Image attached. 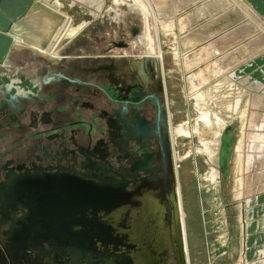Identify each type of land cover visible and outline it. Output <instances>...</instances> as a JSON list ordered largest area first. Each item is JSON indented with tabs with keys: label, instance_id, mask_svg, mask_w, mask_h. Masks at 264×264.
<instances>
[{
	"label": "rangeland",
	"instance_id": "374dc122",
	"mask_svg": "<svg viewBox=\"0 0 264 264\" xmlns=\"http://www.w3.org/2000/svg\"><path fill=\"white\" fill-rule=\"evenodd\" d=\"M147 1L155 17L160 45L157 56L162 62L165 104L172 123L173 158L180 178L189 264H244L240 208L247 197L264 185V181L257 182L246 168L250 153L247 148L255 137L263 141V147L250 155L260 153L264 158V134L257 132L264 125V92L256 94L251 91L252 84L245 86L246 77L239 70L228 73L229 66L221 57L228 54L231 42L244 46L251 43L245 50L248 53L259 50L264 40V24L240 0ZM103 3L97 27L93 24L87 28L91 36L96 33L97 46L112 48L121 54L127 49H118L115 44L123 43L137 53L142 51L144 37L153 33L152 23L147 22L150 12L144 0H103ZM174 3L179 7L175 6L178 11L172 19L159 14H165V8ZM88 5L96 7L94 0H89ZM193 7L196 8L192 10ZM200 7L206 15L219 12L222 16L207 26V19L200 17ZM243 19L245 22L232 36L213 37ZM134 30L138 31L136 35ZM90 44L95 45V40ZM237 57L240 58L239 53ZM46 105L33 103L41 111L47 110ZM25 106L32 107L31 103ZM106 108L109 107L105 100L98 102L97 111ZM87 121L93 122L91 118ZM45 134L32 138L30 135L28 139L23 135L25 143L17 146L16 151H8V160L17 159V164L31 161L34 149L29 148L35 147L31 145L32 140H45L50 132ZM79 139L81 145L89 146L97 134L80 135ZM241 143L244 144L240 150ZM206 144L212 146V158L204 150ZM215 173L217 177L212 179Z\"/></svg>",
	"mask_w": 264,
	"mask_h": 264
},
{
	"label": "crops",
	"instance_id": "0c3cea01",
	"mask_svg": "<svg viewBox=\"0 0 264 264\" xmlns=\"http://www.w3.org/2000/svg\"><path fill=\"white\" fill-rule=\"evenodd\" d=\"M94 1L95 8L88 5L89 0H0L2 160H8V151L22 147L25 143L23 135L28 139L30 135L32 138L37 134L59 131L69 139L74 137V141H69L71 146H80V135L98 134L97 104L105 89L100 72L105 64H110L113 49L97 46L96 33L91 36L87 31L93 24L97 27L103 12V0ZM240 1L257 21L264 24V0ZM218 13L206 15L204 12L202 16L206 17H200L207 19L206 25L210 26L222 16ZM211 20L214 23L210 24ZM242 22L245 20L230 24L224 33L218 32L213 37L225 39L232 36ZM91 40H95V45H89ZM262 41L260 49L253 53L245 51L251 43L244 46L231 42L228 54L221 57L229 66L228 73L239 70L241 76L246 77L243 84H252L251 91L256 94L264 92ZM237 53L240 58H235ZM11 99L14 100L10 106ZM25 103H31L32 107L27 109ZM33 103H46L47 110L43 112ZM5 105H9V109L2 110ZM88 118L93 122L88 123ZM258 128L257 132L263 135L264 128ZM32 141L33 146L39 140ZM253 141L257 147L263 145L257 137ZM245 203L247 207L241 205L240 208L242 261L244 264H264V191L247 197Z\"/></svg>",
	"mask_w": 264,
	"mask_h": 264
},
{
	"label": "water",
	"instance_id": "95a60500",
	"mask_svg": "<svg viewBox=\"0 0 264 264\" xmlns=\"http://www.w3.org/2000/svg\"><path fill=\"white\" fill-rule=\"evenodd\" d=\"M107 171L93 167L50 178L30 173L5 183L0 201L23 214L11 217L6 254L12 263L36 250L71 257V264H189L177 192L167 208L158 190L127 192Z\"/></svg>",
	"mask_w": 264,
	"mask_h": 264
},
{
	"label": "flooded vegetation",
	"instance_id": "af4514ba",
	"mask_svg": "<svg viewBox=\"0 0 264 264\" xmlns=\"http://www.w3.org/2000/svg\"><path fill=\"white\" fill-rule=\"evenodd\" d=\"M144 2L150 12L147 22L152 23L153 33L144 37L142 51L137 53L127 44H115L118 49L127 50L121 54L113 50L110 64L101 68L105 89L99 102L105 100L109 108L97 111L99 129L95 142L89 146H71L69 141H74V137L69 139L63 132H50L45 140L40 139L35 147L29 148L34 149L31 161L17 164V159L4 161L0 158V188L9 180L27 177L30 173L43 178L68 177L90 172L93 167H106L110 176L123 183L127 192L143 187L147 191L158 190L159 197L169 208L180 178L173 158L172 123L165 104L163 67L157 56L160 45L155 17L148 1ZM136 32L134 30L135 35ZM13 213L16 218L23 215L21 209L4 206L0 201V264H13L6 254ZM43 249L47 252L51 246L45 243ZM29 252L24 260L32 264L34 261L37 264H71V257L38 255L36 250ZM24 260L17 259V263L27 264Z\"/></svg>",
	"mask_w": 264,
	"mask_h": 264
},
{
	"label": "bare ground",
	"instance_id": "6f19581e",
	"mask_svg": "<svg viewBox=\"0 0 264 264\" xmlns=\"http://www.w3.org/2000/svg\"><path fill=\"white\" fill-rule=\"evenodd\" d=\"M181 0H177V3H179ZM173 3V2H172ZM177 3H174V4H172V5H170V7L169 8H165V14H163V13H161V12H159V14L161 15V16H165V18H167V19H172L173 17H174V13L176 12V11H178V10H176L175 11V6L177 5ZM177 7H179V5H177L176 6V9H177ZM196 7H193L192 8V10L193 9H195ZM198 8V7H197ZM200 9V16H202L203 14H204V10L203 9H201V8H199ZM252 9V8H251ZM198 10V9H197ZM193 12V11H192ZM219 14V13H218ZM220 15V14H219ZM206 16V15H205ZM205 16H202V17H205ZM170 17V18H169ZM201 17V18H202ZM216 18V17H215ZM211 22H213V20H211L210 21V24H211ZM209 23V22H208ZM214 23V22H213ZM211 25H213V24H211ZM210 25V26H211ZM193 32V31H192ZM219 39V38H218ZM262 43H263V45H264V40L262 41ZM227 60V59H226ZM264 123V122H263ZM262 123V124H263ZM259 127H261V128H264V125H260ZM246 143V142H245ZM249 148H247V149H249L248 151L251 153L252 152V154H254L253 153V151L254 150H258V151H260L261 149H262V147L263 146H261V147H259V148H257V146L255 145V142H250L249 143V146H248ZM239 148H240V150H241V145L239 146ZM207 150V152H209V153H211V154H209L210 155V158H212L213 157V154H212V152H213V149H212V146L211 145H209V144H206V148H204V150ZM248 152V153H249ZM255 152V151H254ZM250 153H249V155H248V157H247V159L249 160L248 161V163H247V165H246V168H247V171H251L250 172V174H251V176H253L252 174H254V177H255V179H256V181L258 182L259 180H261V181H264V158H263V156H261V154L260 153H255V155H250ZM217 177V175H216V173H215V175L212 177V179H215ZM252 178V177H251ZM260 181V182H261ZM263 184V183H262ZM261 186V185H260ZM260 190H259V192H261V191H264V185L262 186V188L260 187L259 188ZM178 197H179V201H180V203H179V205H180V209H181V218H182V221H183V225H184V230H185V215H184V213H183V211H182V203H181V186H180V184H179V182H178ZM258 192V190L255 192V193H259ZM254 193V194H255ZM255 202V201H254ZM244 208H246L247 207V204L246 203H244L243 205H242ZM254 212V211H253ZM251 221V220H250ZM185 238H186V234H185ZM186 240V239H185ZM186 242H187V240H186ZM263 253V252H262Z\"/></svg>",
	"mask_w": 264,
	"mask_h": 264
}]
</instances>
